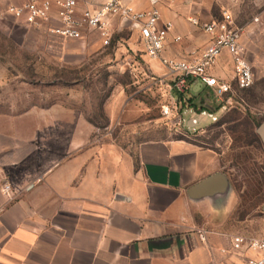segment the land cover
<instances>
[{
    "label": "rangeland",
    "instance_id": "1",
    "mask_svg": "<svg viewBox=\"0 0 264 264\" xmlns=\"http://www.w3.org/2000/svg\"><path fill=\"white\" fill-rule=\"evenodd\" d=\"M23 1L0 0L2 187L8 182L13 192L31 191L38 175L66 151L95 155L100 143L111 142L134 157L143 141L183 139L219 157L227 182L221 200L232 206L231 227L264 239V146L256 132L264 125V0H155L162 14L174 12L184 27L175 45L192 50L186 55L206 45V36L188 21L199 9L215 19L227 12L242 28L253 84L240 92L232 82L222 103L211 90L197 98L175 92L168 70L143 53L135 31L116 33L107 46L94 31L82 40L58 38L45 26L6 15L8 5ZM105 1L78 0L81 8ZM122 1L150 7V0ZM221 77L231 81L228 67ZM195 117L200 123L187 126Z\"/></svg>",
    "mask_w": 264,
    "mask_h": 264
},
{
    "label": "crops",
    "instance_id": "2",
    "mask_svg": "<svg viewBox=\"0 0 264 264\" xmlns=\"http://www.w3.org/2000/svg\"><path fill=\"white\" fill-rule=\"evenodd\" d=\"M200 10L191 17L212 18ZM172 14L161 16L178 35L184 27ZM189 51L172 42L164 55ZM227 65L223 54L217 71ZM72 153L10 199L0 175V264H245L249 254L232 249L239 233L230 225L232 206L222 202V163L210 150L163 138L143 141L134 157L111 142L100 143L95 155Z\"/></svg>",
    "mask_w": 264,
    "mask_h": 264
},
{
    "label": "built area",
    "instance_id": "3",
    "mask_svg": "<svg viewBox=\"0 0 264 264\" xmlns=\"http://www.w3.org/2000/svg\"><path fill=\"white\" fill-rule=\"evenodd\" d=\"M5 13L24 25L45 26L50 35L62 39L82 40L87 31H94L104 46L116 33L135 31L143 53L168 70L172 77V89L181 96L191 95L195 89L211 90L215 101L222 103L232 91V82L239 90H246L253 84V68L241 45L242 28L234 24L227 12L222 14L221 19L188 18L191 26L207 37V43L183 58L164 55L169 44L179 42L180 36L173 34L174 24L171 21L162 19L155 0H150V7L144 9L122 0H107L85 8L80 7L78 0H24L20 4L8 5ZM223 54L229 58L231 67H227L231 72V81L224 80L217 71ZM208 116L215 119L212 114ZM192 122L196 120L192 119ZM1 191L8 199L13 195L8 183ZM199 238L203 240L204 233H200ZM231 244L233 250L249 254L245 264H264L263 238L234 235Z\"/></svg>",
    "mask_w": 264,
    "mask_h": 264
},
{
    "label": "water",
    "instance_id": "4",
    "mask_svg": "<svg viewBox=\"0 0 264 264\" xmlns=\"http://www.w3.org/2000/svg\"><path fill=\"white\" fill-rule=\"evenodd\" d=\"M195 91V90H194ZM256 132L257 134L259 135L262 143H263V146H264V125H259L256 129Z\"/></svg>",
    "mask_w": 264,
    "mask_h": 264
},
{
    "label": "trees",
    "instance_id": "5",
    "mask_svg": "<svg viewBox=\"0 0 264 264\" xmlns=\"http://www.w3.org/2000/svg\"><path fill=\"white\" fill-rule=\"evenodd\" d=\"M249 89V88H248ZM248 89H246V90H238V91H240V92H245V91H247Z\"/></svg>",
    "mask_w": 264,
    "mask_h": 264
}]
</instances>
